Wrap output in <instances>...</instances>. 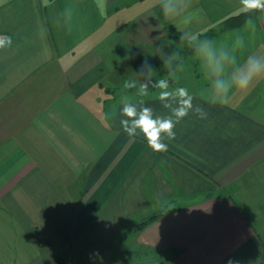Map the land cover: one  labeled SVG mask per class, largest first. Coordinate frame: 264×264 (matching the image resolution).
I'll return each instance as SVG.
<instances>
[{"label":"crops","instance_id":"0c3cea01","mask_svg":"<svg viewBox=\"0 0 264 264\" xmlns=\"http://www.w3.org/2000/svg\"><path fill=\"white\" fill-rule=\"evenodd\" d=\"M165 3L0 0V36L13 41L0 50V264H101L130 229L151 264H264V78L218 104L194 46L217 30L228 80L264 55V14L221 31L241 0H173L171 15ZM162 78L208 117L189 113L154 152L123 131L122 100L171 111L160 89L123 84Z\"/></svg>","mask_w":264,"mask_h":264},{"label":"clouds","instance_id":"9594fccd","mask_svg":"<svg viewBox=\"0 0 264 264\" xmlns=\"http://www.w3.org/2000/svg\"><path fill=\"white\" fill-rule=\"evenodd\" d=\"M241 4L246 12H264V0H241ZM164 11L167 15L174 14L177 11L173 0H166ZM12 44L11 36H0V50L11 48ZM236 44L239 47H243V39L238 38ZM200 50L206 52L209 64L216 76L213 82V90L216 98L215 102L218 104H228L231 98L230 93L233 89L247 92L255 86L258 80L264 78V55H250L243 69L228 80H225L222 78L221 73L224 71V63L229 61L228 54L224 52L221 53L220 57H217L210 47V41L202 42ZM145 62H147V59H145ZM123 87L125 89L135 88L136 84L125 81ZM155 87L160 89L158 94L159 101L165 108L170 109L171 115L154 117L151 107H142L137 111V108L125 98L122 100L123 108L121 111L126 118L120 120V125L123 131L131 137H135L139 130V133L146 139L148 147L154 152H166L168 150L166 141H172L176 138L175 128L177 124L187 117L189 113H194L201 120H206L208 113L201 107L194 108V97L187 88L177 87L175 90L170 91L168 82L165 79L158 80ZM138 95L147 96V87L141 85L138 89ZM170 100L176 101L175 107L169 102ZM228 264H234V262L229 260Z\"/></svg>","mask_w":264,"mask_h":264},{"label":"rangeland","instance_id":"374dc122","mask_svg":"<svg viewBox=\"0 0 264 264\" xmlns=\"http://www.w3.org/2000/svg\"><path fill=\"white\" fill-rule=\"evenodd\" d=\"M195 40H196L194 41L195 48H199L201 43L204 41H210L207 38H202V37H198ZM185 59L187 60V57H185ZM178 63L179 62L175 60L171 62L170 64H166L165 65L167 68L166 71H170L169 69H171V67L169 68V66L174 67L175 65H179ZM132 231L133 229H130L127 231L123 230L120 233V235L118 236L116 240V244L113 246V249H112V251H114L112 253L113 258L111 257V253H108L102 260L101 264H151L152 263V262L146 261V259L144 258L145 256H142L143 251L140 248H137L136 252L132 250V248L134 249V247L130 248L131 246H133L132 236H131ZM118 257L119 258L123 257V258L118 259Z\"/></svg>","mask_w":264,"mask_h":264},{"label":"trees","instance_id":"16d2710c","mask_svg":"<svg viewBox=\"0 0 264 264\" xmlns=\"http://www.w3.org/2000/svg\"><path fill=\"white\" fill-rule=\"evenodd\" d=\"M264 14V12H260V11H251V12H242L236 16L230 17L229 19L225 20L223 23V29L221 31H228L234 28H238L240 26H242L246 21L251 20V19H256L258 17H261ZM218 31L215 29H211L208 33L201 35L200 37L202 38H207L208 40L213 39L215 36L218 35ZM164 70L166 71L167 68L166 66L164 67ZM200 75V74H198ZM164 79V78H162ZM167 82H170L169 80L165 79ZM157 82V79H152L149 80L141 85L144 86H149V87H155V84ZM140 85V86H141ZM140 86H136V87H140ZM135 88H130V91H132ZM172 210L168 211L171 212ZM167 212V213H168ZM165 213L160 212L158 214L152 215L151 217L145 219L144 221H142L141 223L138 224L137 228L141 229L143 228L145 225H147L148 223H150L151 221H153L154 219L158 218L159 216H163Z\"/></svg>","mask_w":264,"mask_h":264}]
</instances>
